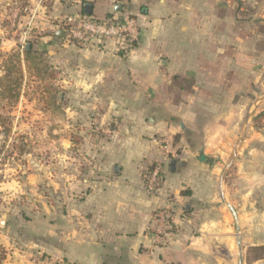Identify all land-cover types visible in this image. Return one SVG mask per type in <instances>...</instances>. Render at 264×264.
Instances as JSON below:
<instances>
[{
  "label": "rangeland",
  "instance_id": "1",
  "mask_svg": "<svg viewBox=\"0 0 264 264\" xmlns=\"http://www.w3.org/2000/svg\"><path fill=\"white\" fill-rule=\"evenodd\" d=\"M43 1L46 2L45 7L41 4L38 8L41 0H0V79L7 70L12 72L11 79H18V85L13 86V93H17L15 101L0 99V221H4V225L0 224V246L3 250L0 264H79L77 258L66 257L64 249L69 235H84L85 230L97 237L100 244L105 243L103 238L99 240L101 233L95 232L96 229L103 231L102 227L85 228L81 223L88 222L95 212L99 214L94 203L101 201L95 199V191L116 184L113 182L117 176V161L127 153L144 157L138 163L142 165L144 174L143 188L147 193L143 191L144 196L154 197L152 194L157 189L163 192V205L152 208L146 215L153 220V224L146 228L147 233L156 235L157 223L161 217L164 218L166 225L160 236L163 238L160 245L163 246L168 244L165 240L168 236L164 234L169 233L170 238L177 237L178 231L182 236H195L203 223L220 222L226 216L230 224L231 251L237 264V241L241 242L242 232L252 233L253 242L255 237L264 241L263 223H256V231L246 220L242 226V220L240 228L239 217L250 212L249 209H241V193L248 187L238 178L237 167H233L247 133L250 131L252 134L264 126V112L257 114L260 117L254 123L252 115L255 110L250 111L253 99L250 101L248 96H244L248 101L243 122L246 121L247 125L244 128L240 124V129L236 130L233 142L226 147L228 156L223 161L208 158L209 166H215L217 174L212 180L207 175L202 178L206 184L212 182L217 202L202 205L195 202L196 197L202 196L204 184L201 177L197 179L201 184L197 182L193 186L195 190L184 186L180 191L183 200L178 202L176 192L180 189L181 180L173 177L172 172L177 175L180 169L177 162L189 157L185 146L190 144L191 149L200 148L196 159L206 146L202 137L185 133L190 119L182 117L176 120L174 104L178 108H186L185 113H188L197 101L195 108L202 112L199 118L205 121L208 114H214L206 110L204 100L208 99L198 95L195 100L194 95L191 96L193 91L188 96L143 97L141 86L146 75L138 67L130 66L131 50L139 47L137 43L141 42L139 32L142 26L129 10V0L121 2L136 21V40L123 45L113 42L93 47L97 54L95 59L106 70L102 69V74L89 71L83 78V73L90 67L82 63V59H86L78 51L89 48L73 43L63 47L62 41L52 37L63 17L70 15L68 8L74 0ZM78 1L91 4L87 2L89 0ZM212 6L214 22L217 23L215 30L198 34L194 45L199 55L198 69L203 73L205 70L209 72L212 67L205 64L206 60L216 61L223 54L228 55L230 68L234 71L238 67L243 69L239 64L245 56V70L240 72H245L247 79L261 80V86L255 91L258 94L264 90V0H212ZM26 44L32 45V53L28 57L24 55ZM37 47H46V50ZM11 55L14 58L9 63ZM90 59L98 65L94 58ZM169 76L170 82L173 74ZM164 92L163 87L161 93ZM149 102L167 106L149 109ZM150 119L153 120L151 123ZM180 123L185 125L183 129L179 128ZM167 130L171 132L167 133ZM175 137L179 140L176 141ZM167 144L169 152L165 154ZM161 157L166 160L161 162ZM156 168L159 169L156 182L148 191V182ZM221 178L229 189L225 201L220 197ZM255 189L249 197H258L264 205V177ZM228 205L235 210L237 222ZM113 208H116V213L124 212V206L114 205ZM180 219L190 220L192 228L177 224ZM258 255V252L248 249L241 256L242 264H249ZM167 257L162 256L163 259ZM105 260L108 264H132L133 261L121 258Z\"/></svg>",
  "mask_w": 264,
  "mask_h": 264
},
{
  "label": "crops",
  "instance_id": "2",
  "mask_svg": "<svg viewBox=\"0 0 264 264\" xmlns=\"http://www.w3.org/2000/svg\"><path fill=\"white\" fill-rule=\"evenodd\" d=\"M87 2L92 4L91 15L95 18L104 19L110 16L111 8L107 0H89ZM129 2V10L142 26L141 32H139L141 42L137 43L138 48L135 47L131 50L130 66L138 67L146 75L141 86L142 93L145 94L143 97L154 99L175 96L167 92V86L169 75L177 74L194 80L191 96L194 95L193 98L196 100L198 95H204L208 99L204 100L206 110L214 112L211 116L208 114L209 117L203 121L199 118V114L202 112L199 113L195 108L197 101L193 103L188 113H185L186 108H178L174 104L176 120L182 117L190 119V123L185 127V133L188 136L202 137L204 140L206 147L201 155L207 158V162L199 161L195 156L200 148L191 149L192 145L190 144L185 146L188 148L186 153L189 157L179 159L177 165L180 169L177 175L176 172H172L173 177H178L181 180L180 189L176 192L179 198L178 202L183 200L180 191L185 188L184 186L190 188L195 186L200 177L204 186L201 191L202 196L196 197L197 205L217 202L214 198L212 182L206 184L202 178L207 175L212 180L213 176L217 174L215 166H209L208 158L223 161L225 156H228L226 147L233 142L236 130L240 129V124H243L244 128L247 125L246 121L243 122L244 110L248 101L244 96H248L250 101L253 99L250 107L251 112L255 110L253 118L264 112V96L261 97L264 90L258 94L255 92L256 88L259 89L261 86V80L258 78L257 80L256 78L247 79L245 72H240V70H245V56L242 57V63L239 64L243 69L238 67V70L234 71L233 68H230L231 64L227 54L225 56L223 54L216 61L207 59L205 64L212 67L209 72L205 70L203 73L198 69L197 56L199 55L196 46H194L197 44L198 34L213 33L214 26L217 25L214 22L212 0H129ZM83 8L84 4L80 1V3L71 5L68 12L70 14L79 13L83 11ZM55 33L56 31L53 30L52 34ZM54 39L62 41L63 47L68 44L64 39H56V37ZM106 46H104V50ZM48 48L47 50L51 53V49ZM37 49L45 51L46 47H37ZM78 52L86 59V61L82 59V63L85 62L86 66L90 67L86 73L84 72L85 74L83 73V78L88 76L89 71L102 74L101 70L104 69V66L99 65V60L95 59L97 55L95 48L91 47ZM90 58H94L98 65H95ZM97 77L95 75V78ZM163 87L166 92L161 93ZM153 106L164 108L167 105L149 102L148 108L151 109ZM180 126L184 128L185 125L180 123L179 128H181ZM170 132L171 130H167V133ZM167 146L168 144L165 146V154L169 152ZM143 158V156L137 157L129 153L122 156L117 161V176L113 182L116 184H110V188L95 191V199L101 202L94 203V206L100 212L99 214L95 212V216L81 224L85 228L87 226L102 227L103 231L96 229L95 232L101 233L99 240L103 238L102 241L105 243L100 244L97 237H94L93 234L89 235L90 231L85 230L86 234L84 233V235L72 233L73 235L68 236V243L64 249L65 256L77 258L79 264H108L105 259L110 258L133 259V261L131 260L132 264H235L236 261L233 259L234 255L231 251L230 224L226 216H223L220 222L203 223L197 228L198 235L195 236L190 234L182 236L181 233L178 234V231L177 237L170 238L169 233L164 234L166 237L168 236L165 239L168 244L163 246L160 245V242H163L162 237L155 239L147 233L146 228L153 224V220L146 215L152 208H159L163 205V192L162 189H157L153 193L154 195L152 194L154 197L144 196V181L142 180L144 174L141 171L142 165L138 164L143 161ZM164 160L166 159L161 157V162ZM235 161L237 163H234L233 167H237V176L248 187L241 193V206L243 205L241 209L250 211L239 217L240 228L241 221L244 220L242 226H245L246 220L249 226H254L258 231L256 223L264 224V212H261L262 209L264 210V205L262 201H258V197L250 198L249 196L254 194L256 184H260L264 177V126L252 134L250 131L247 133ZM212 164L214 165V162ZM200 170L204 171L200 173ZM198 184L201 183L198 182ZM191 189L195 190V187ZM228 190L221 178L219 191L223 201L229 194ZM114 205L124 206V212L116 213ZM259 215L260 219L258 220ZM179 223H182L184 227L192 228L188 219H180L177 221V224ZM218 226L221 228L218 229ZM194 229L196 228L194 227ZM252 238V233L242 232V236H240L241 247H243L241 256L251 249L258 252L259 255L255 256L249 264H264V255L260 254H264V241L255 237L256 241L253 242ZM162 256L168 257L163 259Z\"/></svg>",
  "mask_w": 264,
  "mask_h": 264
},
{
  "label": "built area",
  "instance_id": "3",
  "mask_svg": "<svg viewBox=\"0 0 264 264\" xmlns=\"http://www.w3.org/2000/svg\"><path fill=\"white\" fill-rule=\"evenodd\" d=\"M43 0H41L42 3ZM111 14L108 18L96 19L93 16L86 15L83 11L64 16L60 25L56 26L54 31H63L64 40L67 43H73L84 48L95 47L100 44L108 43H131L137 38V25L135 19L125 11L121 0H107ZM41 3L37 7H41ZM80 3L78 0L72 1V4ZM117 4L122 5V11L115 12L114 7ZM26 11V10H25ZM156 168L150 177L147 190L151 191L153 184L158 176ZM164 218L161 217L157 223L155 239H160L162 229L165 228Z\"/></svg>",
  "mask_w": 264,
  "mask_h": 264
},
{
  "label": "trees",
  "instance_id": "4",
  "mask_svg": "<svg viewBox=\"0 0 264 264\" xmlns=\"http://www.w3.org/2000/svg\"><path fill=\"white\" fill-rule=\"evenodd\" d=\"M43 3L42 6L45 7V1H42ZM83 2V1H82ZM84 6L85 5H90L92 6V4L89 3H85V1L83 2ZM90 16V15H89ZM93 16V15H91ZM94 17V16H93ZM95 18V17H94ZM97 19V18H96ZM52 37L55 38V34H52ZM32 45H29V49L28 50H24V55L26 57H28L31 53H32V49H31ZM10 61L9 63H12V59L14 58V55L10 56ZM12 72L10 70H7V73L4 74L3 77H1L0 79V99H12L15 101L17 93H13V86L16 87V85H18V79H11V75ZM170 84L167 86V91L170 94L175 95L176 97L179 96H188L192 93L193 87H194V80L190 77H183L181 75H173L170 78ZM260 116H256L254 118V123L256 122V120L259 118ZM6 135V134H5ZM176 141L179 140V137H175ZM199 161L202 162H207V158L203 155H201L200 157H198ZM2 253L3 250L0 246V261L2 259Z\"/></svg>",
  "mask_w": 264,
  "mask_h": 264
},
{
  "label": "water",
  "instance_id": "5",
  "mask_svg": "<svg viewBox=\"0 0 264 264\" xmlns=\"http://www.w3.org/2000/svg\"><path fill=\"white\" fill-rule=\"evenodd\" d=\"M114 11L115 12H121L122 11V5L121 4H117L115 7H114ZM83 12L86 14V15H91V6L90 5H85L84 8H83ZM55 37L56 39H63L64 38V32L63 31H57L55 33ZM29 49V44H26L25 47H24V50H28ZM149 122L151 123L152 120L150 119ZM181 128H183V126H180ZM243 134H245V131L242 133L240 139H242L243 137ZM239 139V140H240ZM240 142V141H239ZM234 153H236V150L234 151ZM173 162H172V167H173ZM115 171L117 172V169H115ZM229 207V210L230 212L232 213L234 219H235V222H237V215L235 213V210L231 207V206H228ZM0 224L1 225H4V221L1 220L0 221ZM239 232L238 230V226H236V234ZM236 238L238 239V237L236 236ZM237 248H238V264H242V261H241V242L238 240L237 241Z\"/></svg>",
  "mask_w": 264,
  "mask_h": 264
}]
</instances>
